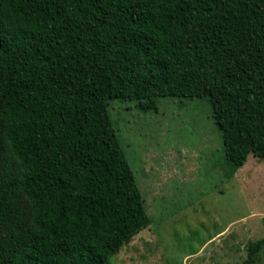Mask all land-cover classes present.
Masks as SVG:
<instances>
[{
	"label": "trees",
	"instance_id": "1",
	"mask_svg": "<svg viewBox=\"0 0 264 264\" xmlns=\"http://www.w3.org/2000/svg\"><path fill=\"white\" fill-rule=\"evenodd\" d=\"M160 97L264 161V0H0V264H111L151 224L109 105Z\"/></svg>",
	"mask_w": 264,
	"mask_h": 264
},
{
	"label": "rangeland",
	"instance_id": "2",
	"mask_svg": "<svg viewBox=\"0 0 264 264\" xmlns=\"http://www.w3.org/2000/svg\"><path fill=\"white\" fill-rule=\"evenodd\" d=\"M109 112L152 218L111 264H243L264 237V161L233 172L206 97H160L149 111L116 99Z\"/></svg>",
	"mask_w": 264,
	"mask_h": 264
}]
</instances>
